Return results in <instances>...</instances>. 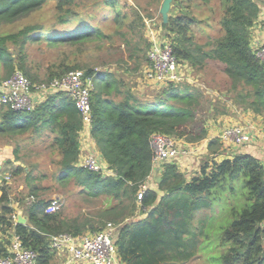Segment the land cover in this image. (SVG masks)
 Wrapping results in <instances>:
<instances>
[{
  "label": "trees",
  "instance_id": "16d2710c",
  "mask_svg": "<svg viewBox=\"0 0 264 264\" xmlns=\"http://www.w3.org/2000/svg\"><path fill=\"white\" fill-rule=\"evenodd\" d=\"M174 1L188 5L194 1L220 3L222 15L218 24L222 35L202 55L189 46L191 30L198 21L196 16L184 9L185 12L169 20L168 28L176 34L178 41L176 46L172 43L174 53L192 67H201L206 58L221 62L224 74L230 79L231 88L228 90L234 94V101L240 107L264 116V67L253 47V28L260 15V0ZM50 3L57 16L54 26L38 23L14 32L3 30L6 25L26 19ZM76 4V0H0V69L7 76L20 69L33 81H42L29 64L27 45L44 41L53 47L59 44L84 46L112 39V34L103 27L88 23L73 31L57 30L58 25L83 15ZM103 4L113 8L118 27L126 25L127 16L117 7L116 0H104ZM136 15L144 26L139 12ZM116 32L120 30L117 28ZM83 67L76 59L71 61L66 57L49 66L46 81ZM85 68L94 85L92 136L116 175L106 176L77 165L81 155L83 120L76 102L67 93L48 95L32 112L0 102V135L15 136L37 131L39 136L45 135L58 153L59 179L73 180L80 195L102 199V205L94 215L71 217L62 209L47 213L45 208L50 201L39 197V188L33 184L37 179L31 170L15 165L11 176L26 174L30 194L37 200L26 209L27 223L14 224L10 218L14 212L10 205V184L3 188L0 196V257L8 253L9 243V239L2 236L12 231L20 235L26 247L38 253L39 264H56L57 252L50 246L52 235L82 236L88 230H98V225L112 223L117 226L116 245L122 264H167L173 257L194 247L187 257L176 261L187 262L193 258L199 245L195 239L210 237L205 229L210 216L202 219L196 215L212 207L216 201L223 202L224 196L229 195L232 202L229 203L228 221H231L223 225L221 239L229 244L222 255L224 263L264 264V164L252 154L240 152L232 158L212 159L201 167L198 175L190 177L177 164L166 163L159 170L161 181L155 182L158 188L147 189L142 200H138L141 186L153 170L152 135L155 132L176 136L190 144L205 140L207 131L196 125L195 120L197 106L204 96L202 90L190 83H182L184 87L181 89L182 84H170L161 89L151 99L154 103L150 104L133 95L127 84L112 71ZM227 111H220L216 106L214 116ZM219 143V138L211 140L209 150L216 151ZM18 150L19 146L14 148V155L21 160ZM229 200L226 198L227 203ZM141 213L146 217L141 219Z\"/></svg>",
  "mask_w": 264,
  "mask_h": 264
},
{
  "label": "rangeland",
  "instance_id": "374dc122",
  "mask_svg": "<svg viewBox=\"0 0 264 264\" xmlns=\"http://www.w3.org/2000/svg\"><path fill=\"white\" fill-rule=\"evenodd\" d=\"M103 1L76 0V7L79 8L83 15L76 16L68 23L58 25L56 28L57 30L68 32L88 23L94 25V27L97 25L103 27L108 34H112V39H106L100 43L90 42L84 46L59 44L53 47L44 41H36L27 45L25 48L28 52L32 71L37 72L43 79L42 81H33L31 79L33 82H46L49 66L53 63H59L68 57L71 61L76 59L85 67H94L97 71H112L115 76L123 80L125 85L127 84V89L130 88L133 95L143 100L146 99L145 102L153 104L154 101L151 99L161 92L160 90L163 88L151 87L144 81L143 73L148 64L151 30H159L163 36L171 40L176 46L178 41L176 34L168 28L169 20L185 12L184 9H189L198 20L191 30L192 42L189 44L195 53L202 55L204 51L210 50L215 40L222 35L218 24L222 15V8L220 3L216 1L212 4L194 1L190 2L191 5H188L186 2L171 0L170 8L164 14L162 9L165 0H116L117 7L127 16L126 25L123 27L116 25L113 8L105 6ZM136 12L141 15L144 26H142ZM199 20H202V23H199ZM56 21L57 16L54 14L52 3H50L41 10L29 15L26 19L6 25L3 30L14 32L28 24L38 23L45 26H54ZM117 28L120 30L118 33L116 32ZM125 37L128 41L125 40ZM146 45L147 48L145 47ZM145 49H147L146 52L144 51ZM80 50L83 52L79 53ZM137 56L139 57L137 58ZM181 62L184 63V61ZM85 67L76 70H83L86 74L87 68ZM192 68L194 86L200 88L204 95L201 104L196 109V125L203 127L207 131V136L205 140L199 143H191L196 150L181 159L184 164L183 169L189 177L198 175L201 167L207 162H212V159L218 158L217 161H220L221 157L219 155H222V152L225 151L222 149L224 147L221 143L216 147V151H210L208 148L209 142L213 140L211 139L214 137L213 133L218 134L224 124L223 121L217 123L218 129H216L214 123L211 124L213 120H217L221 116H214L216 106H219L220 111L228 110L224 116H229L230 113L236 114V110H233L236 109L235 107L240 108L239 104L233 99L234 94L228 90L231 88L230 79L224 74L221 62L206 58L201 67ZM7 77L9 76L0 69V79ZM48 81L50 80L48 79ZM183 87L184 84L180 85L179 89ZM242 108L246 110L244 107ZM206 140H209V142L204 146ZM51 144H53L51 140L46 138L45 135L39 136L38 131L15 136L0 135V164L7 160L3 153L12 155V157H9L12 160L5 162L6 171L11 173L15 168L13 162L19 161L20 166L31 170L32 176L37 179L33 184L39 188L37 190L39 197L49 201L54 197H61L64 203L60 209L67 216L78 215L83 217L85 214H96L98 208L102 205V199L95 200L80 195L79 189L74 185L73 180L64 181L59 179L61 171L58 164L59 157ZM17 146H19L18 156L22 158L21 160H17L14 155V148ZM226 147L228 149H236L233 146ZM100 156L103 157L102 154ZM9 187H11V194L14 196L15 201L19 202V211H22L23 216H26V209L31 205L27 203V198L32 196L30 194L31 189L27 185L26 174L12 177ZM224 198L223 202L216 201L217 203L213 204L212 207L205 208L196 215L197 218L202 219L210 216L205 225L210 237L209 239L201 237L195 239L199 245L195 249L196 252L193 258L183 263L176 262L180 257H187L188 252L194 249V247H189L188 252L181 254V256L173 257L167 264H225L222 255L229 244L223 243L221 239L222 230L229 218L231 208L229 203L232 200H229L231 199L229 195L227 197L224 196ZM226 198L229 200L228 203ZM106 225H98V230L105 228ZM3 235L2 237L8 240V236Z\"/></svg>",
  "mask_w": 264,
  "mask_h": 264
},
{
  "label": "built area",
  "instance_id": "2783aa9c",
  "mask_svg": "<svg viewBox=\"0 0 264 264\" xmlns=\"http://www.w3.org/2000/svg\"><path fill=\"white\" fill-rule=\"evenodd\" d=\"M256 56L264 67V42L253 40ZM193 68L183 63L176 56L171 40L163 36L159 30H151L150 47L148 50V64L144 69V81L151 87L166 88L170 84L190 83L194 85ZM93 79L83 70H73L62 77H55L46 82H33L20 70L14 71L9 77L0 79V102L17 110L32 112L38 104L46 100L48 95L65 92L74 99L80 110L83 127L80 136L94 141L92 91ZM253 126L231 124L225 126L219 135L223 147L233 146L243 149L246 145L256 141ZM154 146L153 170L149 179L141 186L138 200H142L145 191L151 188L153 175L162 169L166 163L179 164L182 158L194 152V145L178 139L176 136L155 132L152 135ZM96 144V143H95ZM77 165L94 172H101L106 176H115V171L109 167L100 154L94 151L81 153ZM12 182L11 173L0 165V196L3 188ZM37 198L29 196L27 203L32 204ZM61 197H54L46 206V212L52 213L63 205ZM10 205L14 208L11 221L19 223V202L14 196L10 197ZM8 253L0 257V264H39L38 253L26 247L20 235L9 231ZM117 226L107 223L106 227L98 231H89L82 236L60 233L51 236L50 246L58 253H65L72 263L83 264H122L116 245Z\"/></svg>",
  "mask_w": 264,
  "mask_h": 264
},
{
  "label": "crops",
  "instance_id": "0c3cea01",
  "mask_svg": "<svg viewBox=\"0 0 264 264\" xmlns=\"http://www.w3.org/2000/svg\"><path fill=\"white\" fill-rule=\"evenodd\" d=\"M258 2H259V6H260V15H259L257 23L255 24V26L253 28V40H254V42H256V41L264 42V0H260ZM235 108L236 109H234L233 111L236 110L235 111L236 114L230 113L229 116H224L226 113L220 114L221 116L217 120L216 119L213 120L211 122V124L214 123L216 125L217 123H221L223 121L224 122L223 128L225 126H228L231 124H242V125H246V126H253L254 132L256 133L257 138H256L255 142L246 145L243 149H237V148L236 149H233V148L228 149L227 147L222 148L225 151L222 152V155H219L221 157V160L225 159V158H232L236 154L243 152V153L252 154L256 158L261 160V162L264 164V117L262 115H258L256 113H254L253 111H251L249 109H246L247 110L246 111L242 107H240V108L235 107ZM242 112H244V114H242ZM218 128H219L218 125H216V129H218ZM223 128L221 130H219L218 134H216V133L214 134L213 131H211L213 133V136H214L211 139H214L216 137L219 138V135H220L221 131L223 130ZM253 128H252V130H253ZM211 130H212V128H211ZM207 142H209V140H206V143H204V146L207 145ZM80 150H81V153H84L87 151L88 152L94 151L100 155L102 154L100 149L98 148V146L93 141H90L89 139H87L85 136H80ZM1 155H2V153H1ZM3 155L6 157L7 160L9 159V157H12V155H10L9 153L7 155L3 153ZM7 160H5V162ZM216 160H218V158H216ZM5 162L3 164H0V165H2L3 168H6ZM18 162L14 161L13 163L15 165H20ZM183 165L184 164L181 160L179 162L178 166L181 169V171L186 172L183 169ZM158 178H160V173H159V171H156L155 174L153 175V180L156 182ZM155 182L151 184V188L156 190L158 188V186ZM145 217H146V214L141 213L140 218L143 219ZM89 231L90 230H88L86 232H89ZM56 257H57L56 264H81V263H72L68 259V256L65 253H58L56 255Z\"/></svg>",
  "mask_w": 264,
  "mask_h": 264
},
{
  "label": "water",
  "instance_id": "95a60500",
  "mask_svg": "<svg viewBox=\"0 0 264 264\" xmlns=\"http://www.w3.org/2000/svg\"><path fill=\"white\" fill-rule=\"evenodd\" d=\"M170 3H171V0H165V2L163 4V9H162V12L164 14H166V12H168V10L170 8ZM160 181H161V178H158L157 182H160ZM18 218H19V223H22V224L27 223V218L25 216H23L22 211L18 212Z\"/></svg>",
  "mask_w": 264,
  "mask_h": 264
}]
</instances>
